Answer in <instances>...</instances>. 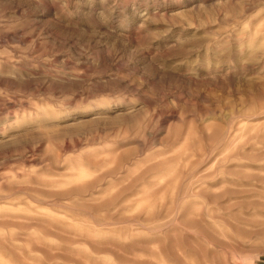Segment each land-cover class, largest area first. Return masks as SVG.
<instances>
[{
	"label": "rangeland",
	"instance_id": "374dc122",
	"mask_svg": "<svg viewBox=\"0 0 264 264\" xmlns=\"http://www.w3.org/2000/svg\"><path fill=\"white\" fill-rule=\"evenodd\" d=\"M0 264H264V0H0Z\"/></svg>",
	"mask_w": 264,
	"mask_h": 264
}]
</instances>
